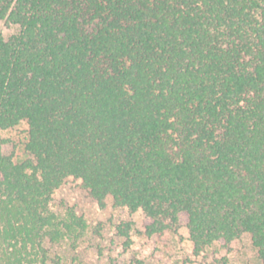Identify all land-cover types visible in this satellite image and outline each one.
Segmentation results:
<instances>
[{
  "label": "trees",
  "instance_id": "obj_1",
  "mask_svg": "<svg viewBox=\"0 0 264 264\" xmlns=\"http://www.w3.org/2000/svg\"><path fill=\"white\" fill-rule=\"evenodd\" d=\"M0 21V129L25 123L30 155L0 148V264L76 244L67 178L145 237L247 233L264 264V0H0Z\"/></svg>",
  "mask_w": 264,
  "mask_h": 264
},
{
  "label": "rangeland",
  "instance_id": "obj_2",
  "mask_svg": "<svg viewBox=\"0 0 264 264\" xmlns=\"http://www.w3.org/2000/svg\"><path fill=\"white\" fill-rule=\"evenodd\" d=\"M16 31L0 21V33L9 35ZM27 125L18 124L10 129H0V148L14 159L30 155L24 149ZM80 181L67 178L52 194L51 208L63 213L72 208L86 222L83 235L72 247L67 241L48 244L52 255L59 256V264H259L256 249L250 236L242 234L229 243L217 242L199 254L192 250L184 223L176 232L168 231L160 237L143 235L141 210L130 213L107 201L104 207L89 198L79 185ZM132 221L129 238L117 231L122 221ZM127 241L129 242L127 244Z\"/></svg>",
  "mask_w": 264,
  "mask_h": 264
}]
</instances>
